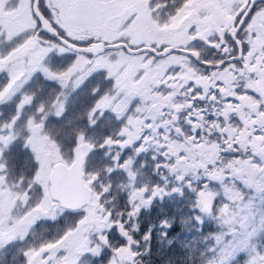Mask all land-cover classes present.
Masks as SVG:
<instances>
[{
    "label": "snow or ice",
    "instance_id": "snow-or-ice-1",
    "mask_svg": "<svg viewBox=\"0 0 264 264\" xmlns=\"http://www.w3.org/2000/svg\"><path fill=\"white\" fill-rule=\"evenodd\" d=\"M0 264H264V0H0Z\"/></svg>",
    "mask_w": 264,
    "mask_h": 264
},
{
    "label": "trees",
    "instance_id": "trees-1",
    "mask_svg": "<svg viewBox=\"0 0 264 264\" xmlns=\"http://www.w3.org/2000/svg\"><path fill=\"white\" fill-rule=\"evenodd\" d=\"M159 259V258H158Z\"/></svg>",
    "mask_w": 264,
    "mask_h": 264
}]
</instances>
